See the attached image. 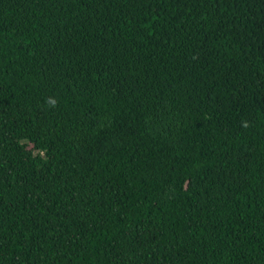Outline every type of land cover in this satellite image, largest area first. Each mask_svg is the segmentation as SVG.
Listing matches in <instances>:
<instances>
[{
  "label": "trees",
  "instance_id": "trees-1",
  "mask_svg": "<svg viewBox=\"0 0 264 264\" xmlns=\"http://www.w3.org/2000/svg\"><path fill=\"white\" fill-rule=\"evenodd\" d=\"M0 264H264V0H0Z\"/></svg>",
  "mask_w": 264,
  "mask_h": 264
}]
</instances>
